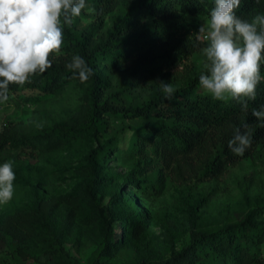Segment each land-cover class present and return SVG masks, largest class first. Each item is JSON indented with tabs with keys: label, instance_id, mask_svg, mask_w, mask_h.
I'll list each match as a JSON object with an SVG mask.
<instances>
[{
	"label": "rangeland",
	"instance_id": "rangeland-1",
	"mask_svg": "<svg viewBox=\"0 0 264 264\" xmlns=\"http://www.w3.org/2000/svg\"><path fill=\"white\" fill-rule=\"evenodd\" d=\"M86 4L92 8L90 1ZM118 13L107 15L96 40L111 32ZM92 18L93 11L86 8L78 24ZM206 18H198L199 25ZM205 61L202 51L193 53L189 71L203 70ZM96 73L104 86L100 97L125 104L148 99L155 83L161 85L162 81L153 79L150 85L129 87L127 69L112 68L102 61ZM89 88L88 81L81 83L76 77L56 93L28 89L12 93L7 102L0 103V130L10 127L14 132L31 133L79 123L88 108ZM198 89L202 91L201 86ZM122 91L123 95H112ZM107 120L104 129L79 134L49 150L21 146L0 150V164L12 161L15 172L14 195L0 204V226L9 230L7 238L11 239L5 244L0 238V264H138L143 259L167 258L193 236L243 219L264 228V211L260 209L264 204V146L253 157L230 166L218 179L180 184L170 178L161 180L156 174L146 175L139 170L136 158L123 153L131 134L129 127L138 119L119 115ZM110 145L109 161L103 153L92 158L100 177L96 199L109 205L114 230L117 221H129L135 212L144 217L146 225L140 233H126L117 244L107 245L96 206L84 197L65 198L92 177L90 152ZM261 252L264 255V244Z\"/></svg>",
	"mask_w": 264,
	"mask_h": 264
},
{
	"label": "trees",
	"instance_id": "trees-1",
	"mask_svg": "<svg viewBox=\"0 0 264 264\" xmlns=\"http://www.w3.org/2000/svg\"><path fill=\"white\" fill-rule=\"evenodd\" d=\"M88 1L94 9L92 20L78 24L77 17L71 27L64 26L61 55L50 57L51 67L31 77L30 83L9 86V96L23 89L56 93L77 77L66 64L72 56L79 55L93 69V75L87 80L90 88L84 119L76 124H58L31 133L3 127L0 150L13 146L49 150L79 134L104 129L108 116L121 115L139 120L129 127L131 134L123 153L136 158L139 170L146 175L156 174L161 180L170 178L183 184L218 179L230 166L253 157L257 149L264 146V121L252 115L253 109L260 110L264 106V79L257 85L256 97L248 102V110L244 112L237 101L214 100L198 89L199 76L204 69L195 74L189 71L191 55L204 47L196 40L198 18L208 15L214 0H86V3ZM116 10L119 13L112 21L111 32L104 39L96 40L107 15ZM236 14L251 22L256 15L264 14V0L259 3L241 0ZM100 61L112 68L127 69L129 87H144L153 79L171 84L175 89L173 98H165L158 83L152 87L151 96L137 104L100 97L104 87L96 73ZM261 76L264 77V62ZM245 122L252 130L251 146L243 156H237L227 143L235 128L244 131L241 125ZM108 147L105 150V146H101L90 152L92 177L65 199L84 197L93 203L97 216L104 222L105 243L111 245L117 244L126 233H140L146 223L144 217L135 212L129 221H117L114 230L109 205L97 201L95 190L100 177L92 158L94 154L103 153L106 162L109 161L113 146ZM260 209L264 211V204ZM7 233L9 230L0 226V238L5 244L11 243ZM262 244L264 228L243 219L193 236L179 252L167 258L143 259L138 264H263Z\"/></svg>",
	"mask_w": 264,
	"mask_h": 264
},
{
	"label": "clouds",
	"instance_id": "clouds-1",
	"mask_svg": "<svg viewBox=\"0 0 264 264\" xmlns=\"http://www.w3.org/2000/svg\"><path fill=\"white\" fill-rule=\"evenodd\" d=\"M259 3V0H256ZM241 0H214L207 18L200 24L196 40L206 61L199 84L212 99L240 103L244 112L248 102L256 97V88L264 77V14L251 22L236 14ZM86 0H0V102L9 99V86L31 82V77L51 67V56L61 55L64 26L73 24L83 10ZM66 68L75 73L81 83L92 75L93 69L85 59L74 55ZM165 98L172 99L175 89L160 81ZM252 115L264 121V106L253 109ZM234 129L227 146L237 156H243L251 146L252 130L245 122ZM13 162L0 164V204L14 195Z\"/></svg>",
	"mask_w": 264,
	"mask_h": 264
}]
</instances>
